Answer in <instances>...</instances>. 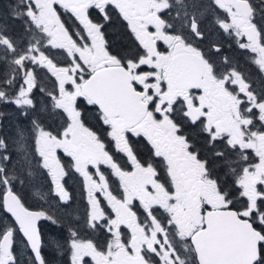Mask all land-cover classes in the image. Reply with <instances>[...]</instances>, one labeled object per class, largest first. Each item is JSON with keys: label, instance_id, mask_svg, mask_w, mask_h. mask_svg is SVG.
<instances>
[{"label": "snow or ice", "instance_id": "1", "mask_svg": "<svg viewBox=\"0 0 264 264\" xmlns=\"http://www.w3.org/2000/svg\"><path fill=\"white\" fill-rule=\"evenodd\" d=\"M257 15L250 0H14L0 15V105L28 127L11 145L0 138V264H23L18 240L28 264H48L40 222L58 223L50 196L71 208L72 171L89 238L69 227L71 264H264V92L225 51L235 45L264 73ZM117 18L123 54L106 39ZM37 179L47 209L17 188Z\"/></svg>", "mask_w": 264, "mask_h": 264}, {"label": "flooded vegetation", "instance_id": "2", "mask_svg": "<svg viewBox=\"0 0 264 264\" xmlns=\"http://www.w3.org/2000/svg\"><path fill=\"white\" fill-rule=\"evenodd\" d=\"M202 3L207 4L210 3V0H201ZM252 5L257 9V20L260 19L259 13L261 9H264V0H250ZM60 14L62 17L63 22L65 23L66 27H68L71 31L75 32L77 29V23L70 14L65 13L63 9L60 10ZM211 13H208V16L211 17ZM117 20H119L117 18ZM124 25V22L121 21ZM206 24L208 25L209 29L211 30V23L206 20ZM126 28V27H125ZM126 40L129 42L130 47V37L128 29L126 28ZM213 39H216L217 36L214 34ZM235 48V45H232L230 48L227 44H225V51L226 54H232L234 55L235 60L238 62L239 70L245 74L248 81L251 80V78L258 81L259 79H262V75L264 73L260 72L258 67L252 63L251 59L247 54H244L242 50H239L238 48H235V53H233L232 49ZM252 76V77H251ZM255 81V82H256ZM261 82V81H260ZM250 85L251 82L249 81ZM256 87L257 86V83ZM261 85V84H259ZM252 89L253 86L251 85ZM258 94L261 93V89L255 88L254 89ZM11 121V122H10ZM48 121V120H46ZM8 122H10L8 126ZM61 122H52L49 124H55L58 126ZM24 124H27L26 120H0V138H4L7 140V136L13 135L14 131L21 128L17 125H22L24 127ZM48 124V122L46 123ZM8 126V127H7ZM9 129V130H8ZM8 141V140H7ZM29 143L31 141L29 140ZM138 151L143 153L144 152V146L143 144L138 146ZM67 159L66 157L64 158ZM253 160L258 162V158H256L253 155ZM107 171V170H106ZM67 183L65 185L66 189L68 190L70 196L72 197L71 208H65V206L60 205L59 209L56 208V201L58 200V197L50 196L49 200L52 202V207L54 210V215L56 219L58 220V223H52L51 221H47L48 223L45 225L42 224L43 221L40 222L41 226V232H42V238H43V255L48 262V264H71V258H70V252L68 251V235H69V227H77L81 226V235L87 239L89 238L87 230H84L82 228L83 224V216L84 211L86 207V192L84 190V182L83 177H81L78 173H75L72 171L70 173V176L65 177ZM42 186L46 188L45 192L48 190L47 183L42 182ZM38 188V187H37ZM114 191H119V189H115ZM22 194V192H21ZM23 195V194H22ZM24 196V195H23ZM25 197V196H24ZM31 200L28 201L25 198L26 206L30 207L33 210H39L41 207H44L47 209L49 207L48 203H45L43 200H39L38 198H35L30 193ZM3 217H0V220H2ZM125 234H128V230L124 229ZM96 239H99V234H96ZM17 250L22 254L21 259L23 260V257H29V254L26 253L24 244L20 242V240L17 241ZM17 251V252H18ZM18 254V253H17Z\"/></svg>", "mask_w": 264, "mask_h": 264}, {"label": "trees", "instance_id": "3", "mask_svg": "<svg viewBox=\"0 0 264 264\" xmlns=\"http://www.w3.org/2000/svg\"><path fill=\"white\" fill-rule=\"evenodd\" d=\"M13 2L14 0H0V15H5L8 11V6L12 4ZM7 23L9 25V35H14V36L22 35V29H21V25L19 22L13 21L10 18H8ZM125 31H126V28L120 20H117L116 23H114L111 27L107 29L106 39L109 43L111 50L114 53L123 54L129 49V42L126 40ZM4 71H5V66L3 64H0V74H2ZM255 77L257 76L254 75V79ZM254 79L251 78V80H249L251 82V85L253 86V89L259 88L261 89L262 92H264V74L262 75V79H259L258 81ZM42 83L49 88L51 87V83L47 80V78H44ZM255 83H257L258 87H256ZM35 97H36V102L38 105H42L44 100L46 99L44 94L39 91H35ZM9 106L14 107V108L10 109ZM15 108H16L15 105H0V120H15L14 117H12L13 113L17 112L16 110H18L17 108L15 110ZM18 114H19V111H18ZM41 115L45 118V121L46 120H50V121L58 120L54 116H48L46 113H41ZM19 119L26 120V118L21 116L20 114H19ZM50 121H46L45 123L47 122L48 124L52 123ZM27 127L28 125L24 126V128H27ZM17 188L21 190V186L17 185ZM47 223H48L47 221L42 222L43 225L44 224L46 225ZM17 253L19 254V251ZM28 259L29 257L27 256V257H23V260L22 259L21 260L23 261V264H28Z\"/></svg>", "mask_w": 264, "mask_h": 264}, {"label": "rangeland", "instance_id": "4", "mask_svg": "<svg viewBox=\"0 0 264 264\" xmlns=\"http://www.w3.org/2000/svg\"><path fill=\"white\" fill-rule=\"evenodd\" d=\"M9 108L11 109V108H14V107H10V106H9ZM15 110H16V108H15ZM16 111H17V112L13 113L12 117H14L15 120H21V119H19L18 110H16ZM11 113H12V112H11ZM48 121H50V120H48ZM45 122H46V121H45ZM50 122H53V123H54V122H60V121H59V120H51ZM9 124H10V122H8V126H9ZM26 125H28V124H24V126H26ZM58 125H59V124H58ZM8 126H7V127H8ZM17 126H18V127H23L22 125H20V126L17 125ZM19 129H20V128H19ZM8 130H9V129H8ZM17 130H18V129H17ZM17 130L14 131L13 135H11V136H7V134H6L7 140H8V142H9L10 145L12 144L13 139L16 137ZM42 182H43L42 180L37 179V181L35 182L34 185H28L27 187L21 189L22 194L25 196V198H26L28 201L31 200L30 193H31L33 196H35L33 193H34L35 189H37V187H38V189H40L41 191L45 192L46 188L44 187V185H43V186L41 185ZM35 198H38V197L35 196ZM38 199H39V198H38ZM39 200H40V199H39ZM18 255H19L20 258H21L22 254H21L20 252H19Z\"/></svg>", "mask_w": 264, "mask_h": 264}]
</instances>
